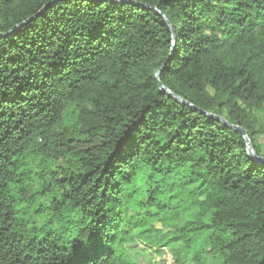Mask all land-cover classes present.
<instances>
[{"label":"trees","instance_id":"obj_1","mask_svg":"<svg viewBox=\"0 0 264 264\" xmlns=\"http://www.w3.org/2000/svg\"><path fill=\"white\" fill-rule=\"evenodd\" d=\"M124 1L0 0V264H264V0Z\"/></svg>","mask_w":264,"mask_h":264},{"label":"water","instance_id":"obj_2","mask_svg":"<svg viewBox=\"0 0 264 264\" xmlns=\"http://www.w3.org/2000/svg\"><path fill=\"white\" fill-rule=\"evenodd\" d=\"M101 1H104V2H106V1H110V2H111V1H115V2H118V1H124V0H101ZM124 2H125V1H124ZM164 18H165V17H164ZM165 20H167V19L165 18ZM18 27H20V26H18ZM173 44H174V42H173ZM159 74H160V71L156 72V74H155V79H156V81L158 82V85H159V87H160V89H161L162 91H164L165 93H167L168 95H170L171 97H173L174 99H176L177 101H179V102H181V103H183V104H186V105H188V106L191 107V108H195L193 105L187 103L186 101H184L183 99L179 98L178 96H176V95H174L172 92H170L168 89H166V88L160 83V81H159ZM201 113L205 114L206 116L213 117L216 121H218V122H220V123H223V124H224L225 126H227L228 128H230V129H232V130L238 132V133L242 136V138H243V140H244V142H245V145H246L247 152H248L249 156L252 157V158H254V159H256V160H258V161H262V162H264L263 159H261V158H259V157L256 156V154H255V152H254V149H253V147H252V145H251V142H250V140L248 139L247 134H246V132H245V130H244L243 128L228 123L224 118L216 117V116H213V115H211V114H209V113L202 112V111H201Z\"/></svg>","mask_w":264,"mask_h":264},{"label":"built area","instance_id":"obj_3","mask_svg":"<svg viewBox=\"0 0 264 264\" xmlns=\"http://www.w3.org/2000/svg\"><path fill=\"white\" fill-rule=\"evenodd\" d=\"M158 264H175V261L169 253H164L158 258Z\"/></svg>","mask_w":264,"mask_h":264},{"label":"rangeland","instance_id":"obj_4","mask_svg":"<svg viewBox=\"0 0 264 264\" xmlns=\"http://www.w3.org/2000/svg\"><path fill=\"white\" fill-rule=\"evenodd\" d=\"M157 262H158V258H157Z\"/></svg>","mask_w":264,"mask_h":264}]
</instances>
